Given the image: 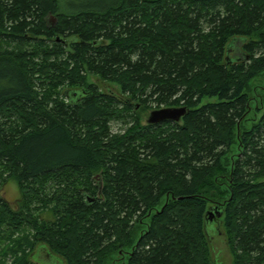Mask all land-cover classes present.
Here are the masks:
<instances>
[{
    "label": "trees",
    "instance_id": "obj_1",
    "mask_svg": "<svg viewBox=\"0 0 264 264\" xmlns=\"http://www.w3.org/2000/svg\"><path fill=\"white\" fill-rule=\"evenodd\" d=\"M88 1L0 0V264H264V0Z\"/></svg>",
    "mask_w": 264,
    "mask_h": 264
},
{
    "label": "rangeland",
    "instance_id": "obj_2",
    "mask_svg": "<svg viewBox=\"0 0 264 264\" xmlns=\"http://www.w3.org/2000/svg\"><path fill=\"white\" fill-rule=\"evenodd\" d=\"M61 1H62L63 5H65V8L67 9L69 6H71V8L72 7L75 8L76 3L79 6L80 3L82 1L84 2L85 0H80L79 2H76V0H67V2H65V0H61ZM70 1L73 2L72 5H70V3H68ZM90 1H94V0H89L88 3ZM48 20L52 23H55L54 18L51 16L49 18L47 17V21ZM89 80L93 81L99 87V89L103 90L104 92L106 91L107 93H112V92L118 91V87L114 83L101 81L97 76L90 75ZM254 84L256 85V88H255L256 89L255 90L256 96L253 95V97L258 98V95H260L264 91V89H261L262 87H264V76L255 79ZM152 107H153L152 110L159 109V107L155 108L154 105ZM163 107H169V106H163V105L160 106V108H163ZM149 113H150V111H149ZM250 115H251V113H250ZM145 116H146V114H144V117ZM247 118L249 119V117H247ZM245 123L247 124V126L249 125V121H246ZM126 127L127 126L125 124H122V121L119 119L109 121V130L112 134L113 133L121 134V133H123V131L125 130ZM1 185L2 186L0 187V195L5 197L7 200H9L10 206L12 208H16L18 205V197H19L17 184L13 180L8 179ZM41 217L46 218V219L52 218L50 212H48V211L41 213ZM216 228H217L218 232L217 233L212 232V235L210 236V239H209L212 258L216 264H232V256H231V253H230L229 248H228L227 243H226V237L224 235L223 228L221 225L216 227ZM209 229H211V224L207 225V231H209ZM25 231H28L31 235L30 230L26 229ZM22 233H23L22 231H15V233L13 234V236L10 239H13L16 237H21ZM10 239L7 238L6 239L7 242ZM6 240H4V241H6ZM21 242L23 243V241H21ZM107 260H108L107 264H121L122 263V261L120 260V256L117 253L113 254ZM8 264H9V262H8ZM29 264H36V263L35 262H33V263L29 262ZM40 264H55V260H54V258H51L50 262H49V260L48 261H41Z\"/></svg>",
    "mask_w": 264,
    "mask_h": 264
},
{
    "label": "water",
    "instance_id": "obj_3",
    "mask_svg": "<svg viewBox=\"0 0 264 264\" xmlns=\"http://www.w3.org/2000/svg\"><path fill=\"white\" fill-rule=\"evenodd\" d=\"M184 106H171L151 110L147 118L148 123H162L164 121H178L185 113ZM98 177V176H97ZM209 220L214 216L213 212H209Z\"/></svg>",
    "mask_w": 264,
    "mask_h": 264
},
{
    "label": "flooded vegetation",
    "instance_id": "obj_4",
    "mask_svg": "<svg viewBox=\"0 0 264 264\" xmlns=\"http://www.w3.org/2000/svg\"><path fill=\"white\" fill-rule=\"evenodd\" d=\"M148 116H149V113L147 114V118H148ZM182 116L180 117V119L182 118ZM147 118H146V121H147ZM101 186H102V184H101ZM1 197H3V196H1ZM3 198H5V197H3ZM7 201L9 202V200H7ZM51 258H54L55 264H65L64 261L60 257L55 256L54 254L51 253V251L49 250V247H47L44 242H41L39 240H38V242H36L33 249H31L29 251V259H30L31 263L35 262L36 264H40L41 261H48V260L50 262Z\"/></svg>",
    "mask_w": 264,
    "mask_h": 264
}]
</instances>
